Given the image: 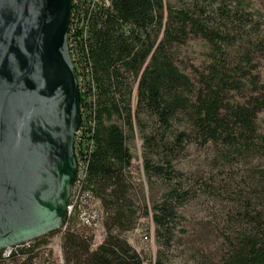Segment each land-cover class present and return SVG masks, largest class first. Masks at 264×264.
Masks as SVG:
<instances>
[{
	"label": "trees",
	"instance_id": "obj_1",
	"mask_svg": "<svg viewBox=\"0 0 264 264\" xmlns=\"http://www.w3.org/2000/svg\"><path fill=\"white\" fill-rule=\"evenodd\" d=\"M262 32L248 0H72L79 190L97 201L104 237L91 250L93 229L71 216L62 264H264ZM190 41L207 50L193 76L182 70ZM193 154L201 168L191 171ZM202 203L217 205L215 220L187 230L185 210ZM142 219L153 260L125 238ZM51 235L0 251V264L41 262Z\"/></svg>",
	"mask_w": 264,
	"mask_h": 264
},
{
	"label": "water",
	"instance_id": "obj_2",
	"mask_svg": "<svg viewBox=\"0 0 264 264\" xmlns=\"http://www.w3.org/2000/svg\"><path fill=\"white\" fill-rule=\"evenodd\" d=\"M72 0H0V251L61 231L78 162Z\"/></svg>",
	"mask_w": 264,
	"mask_h": 264
},
{
	"label": "rangeland",
	"instance_id": "obj_3",
	"mask_svg": "<svg viewBox=\"0 0 264 264\" xmlns=\"http://www.w3.org/2000/svg\"><path fill=\"white\" fill-rule=\"evenodd\" d=\"M249 6L252 10L260 17L264 22V0H248ZM260 40L264 41V32L260 35ZM182 60H183V68L182 70L193 76L195 72H198L204 63V54L207 53L205 46L198 41H190L184 46L182 49ZM253 74L257 76V81L260 86V89L264 93V51L261 54H257L254 57L253 61ZM258 126L261 131H264V114L259 116ZM140 143L136 141L135 146L133 147V165L135 168L140 166V155H139ZM197 154H193L183 163V166L191 171L195 170L198 167V158ZM201 168V167H198ZM97 206V205H96ZM217 205L202 203L201 205H192L185 210L184 217L185 226H187V230H199L201 224L210 223L212 220L214 221L218 214ZM214 214V219H211L210 214ZM212 221V222H213ZM196 227V229H193ZM152 225L149 219H142L139 222L137 229L125 236L127 242L134 247L146 260H153L156 247L152 238ZM93 242L91 246V250H95V248L102 242L104 233L99 226L98 228L93 229ZM149 233V234H147ZM60 232H56L48 238V247L45 249H40L38 256L43 260H49L52 264H62L61 253H60ZM146 237L147 239H144ZM43 260L35 261L34 264H42ZM148 263V262H147ZM4 264H10L4 263Z\"/></svg>",
	"mask_w": 264,
	"mask_h": 264
},
{
	"label": "built area",
	"instance_id": "obj_4",
	"mask_svg": "<svg viewBox=\"0 0 264 264\" xmlns=\"http://www.w3.org/2000/svg\"><path fill=\"white\" fill-rule=\"evenodd\" d=\"M81 175L82 171L78 164L76 181L70 188L69 200L66 208L67 215L61 231H65L68 219L74 215L78 217L80 225L84 227L95 229L100 226V211L97 201L86 194L80 193L79 180L81 179ZM12 248L13 247L5 249L3 255H9Z\"/></svg>",
	"mask_w": 264,
	"mask_h": 264
}]
</instances>
